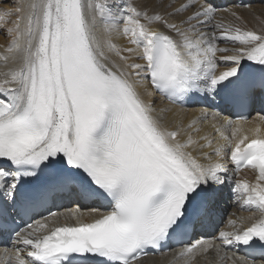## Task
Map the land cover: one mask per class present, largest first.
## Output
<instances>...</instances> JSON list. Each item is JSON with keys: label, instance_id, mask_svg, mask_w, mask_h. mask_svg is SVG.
I'll use <instances>...</instances> for the list:
<instances>
[{"label": "snow or ice", "instance_id": "6c2138e0", "mask_svg": "<svg viewBox=\"0 0 264 264\" xmlns=\"http://www.w3.org/2000/svg\"><path fill=\"white\" fill-rule=\"evenodd\" d=\"M12 2L0 8V27L8 54L23 57L0 79V230L16 216L32 219L12 229L13 245L29 249L24 258L16 248L17 264H134L179 242L226 187L261 215L219 238L264 247V137L238 135V120L224 117L230 135L217 128L224 143L213 147L207 135L193 138L195 121L165 126L155 99L145 98L151 89L173 104L246 107L254 88L264 89V30L217 22L213 0L166 14L132 0ZM8 54H0L5 63ZM248 71L258 79L246 80ZM248 166L258 169L255 184L235 178ZM61 195L75 197L67 210L74 222L49 229L46 217L33 219L39 209L57 217L48 206ZM86 202L107 210L93 208L86 220ZM204 246L189 241L179 255L191 264Z\"/></svg>", "mask_w": 264, "mask_h": 264}, {"label": "bare ground", "instance_id": "6f19581e", "mask_svg": "<svg viewBox=\"0 0 264 264\" xmlns=\"http://www.w3.org/2000/svg\"><path fill=\"white\" fill-rule=\"evenodd\" d=\"M12 5L4 7L5 9H14L17 4L9 0ZM137 5H145L148 7L150 14L152 10L160 12L161 14L171 13L175 7H178L182 3H191L192 0H132ZM205 0H199V4L204 3ZM257 2V3H256ZM169 3H172V7H167ZM214 6L218 9L216 14V21L221 22L225 26L239 25L245 29L257 31L258 33L264 30V0H213ZM0 3V8H2ZM188 9L185 12L179 14L181 17H186L191 12L195 11V8ZM16 16L13 15L11 20H15ZM158 22H154L153 26H156ZM9 23L6 27H11ZM114 40L117 43H123L124 41L119 36H114ZM10 42V37L7 35L3 27H0V54H8L7 48ZM219 47H233L235 45L218 42ZM232 53H217V55ZM9 55V60L5 63L0 58V79L4 78V74L11 68H15L22 63L23 53H16L14 56ZM248 66L256 67L252 62H248ZM149 94L145 95L148 100L155 99V106L157 109L156 114L161 118L165 126L169 128H175L176 126H185L195 121L194 128H198L199 133L193 132V138L207 135L209 139L213 141V147L217 144L224 143L219 132L216 131L219 128L224 135H230V130L222 127L223 118L228 117L233 120H238L241 126V132L238 135H247L249 139L256 138L257 135L264 137V120L259 117L260 111L253 116L251 115L248 120H240L237 118V114H234V108L230 110H224L223 107H206L201 104H190L192 107H178L166 102L158 93L148 90ZM211 99V97H209ZM215 103L219 105L221 103L220 96L215 97ZM207 109L206 118H202L201 109ZM161 109H170V111L162 112ZM256 105L251 107V110H255ZM259 129V133H257ZM205 151L211 152V149H205ZM235 178L239 180H247L251 184L257 183L258 173L254 168H246L235 173ZM264 183V181H260ZM231 192L227 187L217 193L211 201L210 214L201 218L194 225V231L191 238L192 242L202 239L205 241V246L202 249H197L191 260V264H259L251 262L238 255V251L241 248V244H234L231 246L226 245L220 238V231H238L245 225H248L252 220L260 217V212L255 209H248L243 207L235 199H231ZM232 195V194H231ZM58 200H63L61 204L66 203L57 213V217H48L45 222L48 223L49 229L54 225L60 223H72L73 218L67 214V210L76 207V201L74 196L62 195L58 196ZM83 211V218L91 219V209L99 208L101 212L107 209L100 207L97 202H94L90 206H80ZM40 220V219H36ZM235 221V223H230ZM35 227V225H33ZM31 231V229H29ZM47 229L37 233L42 235L46 233ZM211 243L212 247H207V244ZM182 245L178 248H172L166 253L147 256L134 264H185L188 259L187 256L181 257L180 251L186 246ZM20 247V256L26 258V253L29 251L26 247L19 244L13 245L12 241L4 237L3 243L0 245V264H17L16 260V248ZM264 263L261 262L260 264Z\"/></svg>", "mask_w": 264, "mask_h": 264}, {"label": "rangeland", "instance_id": "374dc122", "mask_svg": "<svg viewBox=\"0 0 264 264\" xmlns=\"http://www.w3.org/2000/svg\"><path fill=\"white\" fill-rule=\"evenodd\" d=\"M257 3V2H256ZM9 5H12L11 4V2L9 1V0H5V2H3L2 3V8H4V7H7V6H9ZM220 67H223V65H220ZM204 106H206V107H210L211 106V108H212V105L210 104V105H208V104H206V105H204ZM232 194V193H231ZM230 194V197H231V199H234V196H233V194L231 195Z\"/></svg>", "mask_w": 264, "mask_h": 264}]
</instances>
